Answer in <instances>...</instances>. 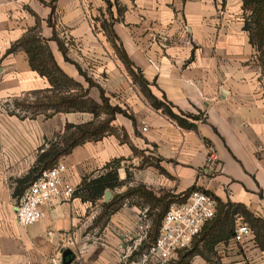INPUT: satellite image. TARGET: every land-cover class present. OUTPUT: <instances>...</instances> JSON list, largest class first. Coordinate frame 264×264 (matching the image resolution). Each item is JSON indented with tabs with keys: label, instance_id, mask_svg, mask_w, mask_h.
<instances>
[{
	"label": "crops",
	"instance_id": "1",
	"mask_svg": "<svg viewBox=\"0 0 264 264\" xmlns=\"http://www.w3.org/2000/svg\"><path fill=\"white\" fill-rule=\"evenodd\" d=\"M243 5V0H0V264H124L130 249L128 260L139 261L148 245L142 219L151 206L137 193L130 203L126 193L141 186L157 197L183 196L195 187L264 219V68L244 29ZM31 32L89 98L101 104L103 92L111 107L127 112L115 116L101 139L75 147L58 162L78 188L85 177L105 175L110 171L105 167L120 160L121 190H111L110 201L118 195L122 201L104 218L106 192L90 201L81 191L46 208L41 222L27 227L17 222L20 199L13 193L38 156L60 142L67 125L109 119L104 112L53 110L23 118L4 109L14 100L51 96L50 81L32 69L26 51L8 54ZM120 51L153 96L190 128L151 105ZM211 153L218 156L215 164L207 163ZM242 221L237 217L236 225ZM232 240L210 252L207 236L200 244L204 255L191 263L199 258L202 264H264V251L253 238L240 246Z\"/></svg>",
	"mask_w": 264,
	"mask_h": 264
},
{
	"label": "trees",
	"instance_id": "2",
	"mask_svg": "<svg viewBox=\"0 0 264 264\" xmlns=\"http://www.w3.org/2000/svg\"><path fill=\"white\" fill-rule=\"evenodd\" d=\"M243 2V9L247 14L245 17L244 29L250 34L251 43L259 52L260 61L264 68V0H243ZM19 49L26 51L32 69L38 72L42 77H46L52 86L50 90L46 91V93L51 92V96H45L44 100L34 103L33 107L39 111L53 110L55 113L88 112L96 116L99 113L104 112L109 115V119L106 123L100 125H95L94 123L79 126L67 125L60 142L50 143L49 149L44 150L38 156L36 164L30 172L17 181V186L13 193L14 198L17 199H20L23 196L26 189L40 177L43 171L55 167L62 156L68 155L75 147L87 141L101 139L109 129V123L117 114L127 115L125 110H122L119 107H111L109 100L104 96L103 92L101 94V104H98L93 99L89 98L88 93L84 92L78 83L69 78L58 67L49 47L43 43L42 39H40L37 34L31 32L26 35L8 50V54ZM61 49L65 54V49L62 46ZM119 54L122 61L128 67L130 74L135 78L151 105L157 110H162L165 115L176 121L179 126L190 128L191 125L185 118L175 114L166 102H161L153 96L149 89L148 82L142 75L137 76L133 72V64L126 53L120 51ZM90 85L94 86L92 82H90ZM72 90H76L77 92L71 93ZM194 119L197 118L195 117ZM119 165L120 160H115L105 167L106 170H110L105 175L95 179L85 177L81 186L77 188L75 196L83 191L86 192V195L83 197L84 200L94 201L96 198L102 197L106 190H114L121 186L118 174ZM194 191H196L195 187L189 189L183 194V196L163 194L162 196L157 197L151 191H148L141 186L132 192L126 193V196H134L137 193L144 202L149 204L153 209L155 206L161 208L160 212L156 214L155 219L153 220L154 226L151 227L147 235V239L149 240L148 243L151 242L145 248H150V246L156 241L163 217L168 211L171 203L186 201ZM213 197L218 204L216 217L212 222L207 223L200 237L194 241L192 249L182 256L179 255V260L173 264H191V260L195 256H203L204 252L200 249V244L204 240H207V236H210V245H207V243L205 244V249L207 251H213L214 245L219 242L228 244L235 236L237 217H242L249 225L254 234L256 245L264 251V219L255 217L243 204L231 202L223 203L215 196ZM121 201L122 197L118 195L112 201L106 203L104 205L102 218L106 217L109 213L116 211Z\"/></svg>",
	"mask_w": 264,
	"mask_h": 264
},
{
	"label": "built area",
	"instance_id": "3",
	"mask_svg": "<svg viewBox=\"0 0 264 264\" xmlns=\"http://www.w3.org/2000/svg\"><path fill=\"white\" fill-rule=\"evenodd\" d=\"M146 130V129H144ZM218 156L211 153L207 163L215 164ZM66 167L57 164L42 172L24 192L17 206V222L27 227L41 222L46 218V208L56 202L71 201L77 188L69 183L64 172ZM217 201L210 194L194 191L184 202L171 203L163 217L159 235L139 261L130 262V250L122 256L125 264H168L176 259L180 252L188 250L194 241L200 237L204 227L213 220L217 213ZM254 240V234L244 221L236 225L235 236L231 243L237 246ZM255 242V241H254Z\"/></svg>",
	"mask_w": 264,
	"mask_h": 264
},
{
	"label": "rangeland",
	"instance_id": "4",
	"mask_svg": "<svg viewBox=\"0 0 264 264\" xmlns=\"http://www.w3.org/2000/svg\"><path fill=\"white\" fill-rule=\"evenodd\" d=\"M46 95H37V97L35 98V100H29V99H25V98H22L21 100H14L13 102L9 104H6L5 106V110L10 112L11 114H16L18 115L19 117H23V118H26V117H31L33 116L34 114H36L37 112H40L38 109H36L35 107H33V104L34 103H38L42 100H44ZM121 186L115 188L114 192H119L121 189ZM136 197V194L132 197L130 196V203H132V201H136L137 198ZM132 199V200H131ZM135 199V200H134ZM140 199V198H139ZM145 203V202H144ZM147 205V204H146ZM161 208L155 206V208L153 209L151 207V209L148 210V212H146L145 216H143V219H142V222L143 224H145V229H144V232H145V238H147V235H148V232L150 231L151 227H153V220L155 219V216L156 214H158L160 212ZM149 227V229H148ZM144 238V239H145ZM149 240L146 239V242H148ZM151 242V241H150ZM150 242L148 244H150ZM149 249V248H148ZM147 248L146 249H143L142 252L139 253L138 257L140 255H142L143 257V254L147 252L148 250ZM192 249V246L188 249V250H184L182 251L181 253H179L180 256L184 255L187 253V251L191 250ZM179 255L177 256L176 259L172 260L171 262H169L168 264H173L175 263L176 261L179 260ZM141 257V258H142ZM135 258V257H134ZM140 258V259H141ZM135 259H138L137 256ZM189 259V258H188ZM124 263V261H123ZM193 264H202L201 263V260L199 258H195L193 261H192ZM191 263V264H192ZM125 264V263H124Z\"/></svg>",
	"mask_w": 264,
	"mask_h": 264
},
{
	"label": "water",
	"instance_id": "5",
	"mask_svg": "<svg viewBox=\"0 0 264 264\" xmlns=\"http://www.w3.org/2000/svg\"><path fill=\"white\" fill-rule=\"evenodd\" d=\"M112 198V191L111 190H107L106 193H105V197H104V200L106 202H109Z\"/></svg>",
	"mask_w": 264,
	"mask_h": 264
}]
</instances>
